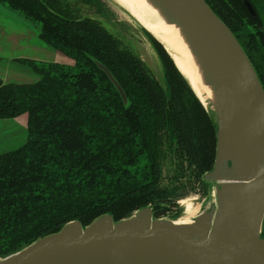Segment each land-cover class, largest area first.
Segmentation results:
<instances>
[{
    "label": "trees",
    "instance_id": "1",
    "mask_svg": "<svg viewBox=\"0 0 264 264\" xmlns=\"http://www.w3.org/2000/svg\"><path fill=\"white\" fill-rule=\"evenodd\" d=\"M235 37L264 90V0H204ZM37 25L38 38L72 65L14 59L38 79L0 80V119L25 114V138L0 152V258L78 221L114 222L143 207L164 216L184 175L204 183L216 127L150 37L163 86L90 15L100 0H0ZM171 168L160 186L162 163ZM262 236H264L262 234Z\"/></svg>",
    "mask_w": 264,
    "mask_h": 264
},
{
    "label": "water",
    "instance_id": "2",
    "mask_svg": "<svg viewBox=\"0 0 264 264\" xmlns=\"http://www.w3.org/2000/svg\"><path fill=\"white\" fill-rule=\"evenodd\" d=\"M167 1L178 22L210 43V61L225 62L231 83L224 90H235L244 104L240 129L248 135L240 139L241 145L235 144L237 155L225 163L217 160L220 115L209 112L216 127L215 156L203 179L207 181L204 176L209 174V179L220 181L213 210L218 208L225 217L221 228L210 232L213 210L200 212L190 225H177L152 218L151 209L143 207L117 222L109 214L84 227L76 220L67 222L57 232L0 258V264H264V236L260 240L259 229L254 235L233 224L221 199L223 181L264 187V90L235 37L204 0Z\"/></svg>",
    "mask_w": 264,
    "mask_h": 264
},
{
    "label": "bare ground",
    "instance_id": "3",
    "mask_svg": "<svg viewBox=\"0 0 264 264\" xmlns=\"http://www.w3.org/2000/svg\"><path fill=\"white\" fill-rule=\"evenodd\" d=\"M123 8L138 24L151 34L165 49L174 66L186 79L194 95L206 107L218 112L219 139L217 145V160L226 162L237 155L235 144L241 145L248 132L240 129V112L244 104L239 102L236 91L224 90L231 83V78L225 69V62L210 61L207 56L210 43L198 34L188 29L186 24L177 21V14L171 10L167 0H112ZM205 106V105H204ZM242 141H241V140ZM237 145V146H238ZM239 149V147H238ZM231 151V152H229ZM246 163L249 160L243 158ZM221 199H224L228 217L233 224L244 228L254 235L262 226L264 220V187L247 188L241 182L223 181ZM189 207L183 220H170L177 225H190L194 220H188L195 207L188 201H180ZM197 209V207H196ZM252 219H248V213ZM225 217L218 208L212 211L210 232L217 231Z\"/></svg>",
    "mask_w": 264,
    "mask_h": 264
},
{
    "label": "rangeland",
    "instance_id": "4",
    "mask_svg": "<svg viewBox=\"0 0 264 264\" xmlns=\"http://www.w3.org/2000/svg\"><path fill=\"white\" fill-rule=\"evenodd\" d=\"M100 1L108 12L107 16L103 18L97 15H90L89 17L98 21L108 33L117 38L128 51L143 63L154 79L163 86L161 65L149 39L150 37L153 39L155 38L142 28L123 8L119 7L112 0ZM22 20L25 22L24 25L21 22ZM38 32L39 29L37 25L22 19L19 13L9 9H7V11L0 9V60H2L3 57H28L25 55L32 51V48L38 47L39 45L37 42H40V48L44 52H41L42 56L40 57L42 59L44 57L49 59L51 63L63 65L73 64V61L70 58L54 51L48 45L43 43L38 38ZM257 58L258 62L264 67V61H260V56L258 55ZM35 78V81H37L38 77L35 76ZM25 83L27 82H21V84ZM204 105L205 108H207L208 113L210 112L214 116L210 107H206L207 103ZM24 130L25 114L15 118L0 119V152L11 150L21 144L25 138ZM172 172L173 171H171L168 163L164 160L162 163L160 186L169 187L174 183L171 178ZM208 175L209 174H205L204 178H206L207 181L204 183L193 182L194 180L191 179L189 175L181 177L178 182H176L180 183L179 190L176 192V194L178 193V198L174 200L173 204L167 206V210L161 219L183 220L189 209V207L181 204L180 201L184 200L185 202H190L192 206L195 207L194 213L187 217L188 220H194L200 212L213 210L216 203V194L220 189L221 184L219 180L213 181L209 179ZM262 226H264V220ZM262 234L264 235V229L262 230L261 227V230H259L258 233V238H260V240H262Z\"/></svg>",
    "mask_w": 264,
    "mask_h": 264
},
{
    "label": "crops",
    "instance_id": "5",
    "mask_svg": "<svg viewBox=\"0 0 264 264\" xmlns=\"http://www.w3.org/2000/svg\"><path fill=\"white\" fill-rule=\"evenodd\" d=\"M0 9L7 11V8L4 6H0ZM23 25L25 24V22ZM38 43V47L32 48V51H30L28 54L25 56L28 57H14V58H4L0 60V80L2 83L7 84V83H16V84H21V82H27L25 84H29L31 82H34L36 80L35 74L30 72L26 66H23L21 64H18L12 60L14 59H28L32 61H40V62H50L49 59H46L43 57V59L40 57L41 52L44 53L41 48H40V42ZM32 52V53H31ZM48 53V52H46ZM35 75V76H34ZM18 80H25V81H18ZM27 80V81H26ZM20 82V83H18Z\"/></svg>",
    "mask_w": 264,
    "mask_h": 264
}]
</instances>
